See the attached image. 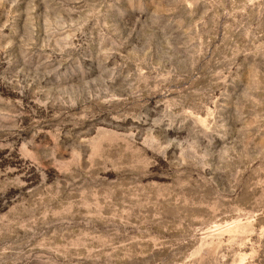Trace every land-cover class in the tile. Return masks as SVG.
<instances>
[{
    "label": "rangeland",
    "instance_id": "obj_1",
    "mask_svg": "<svg viewBox=\"0 0 264 264\" xmlns=\"http://www.w3.org/2000/svg\"><path fill=\"white\" fill-rule=\"evenodd\" d=\"M0 264H264V0H0Z\"/></svg>",
    "mask_w": 264,
    "mask_h": 264
}]
</instances>
